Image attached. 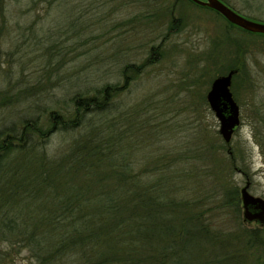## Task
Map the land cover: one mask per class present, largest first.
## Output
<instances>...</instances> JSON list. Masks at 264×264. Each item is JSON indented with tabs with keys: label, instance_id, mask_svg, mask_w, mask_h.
<instances>
[{
	"label": "rangeland",
	"instance_id": "374dc122",
	"mask_svg": "<svg viewBox=\"0 0 264 264\" xmlns=\"http://www.w3.org/2000/svg\"><path fill=\"white\" fill-rule=\"evenodd\" d=\"M223 2L264 24V0ZM209 9L188 0H5L0 13V101L8 94L24 101L0 108V131L28 116L30 103L34 116L50 109L71 110V96L122 83L124 66L144 64L152 55L155 62L139 73L128 72L133 78L114 102V115H136L131 132L134 139L139 137L144 155L136 158L147 164L175 157L179 197L203 202V210L209 207L207 223L231 236L223 245L225 255H242L240 264H264L263 250L247 248L246 240L238 238L242 227L264 226L245 222L241 203L237 213L222 205V197L210 198L213 190H222L206 167L213 162L198 158L208 150L218 152L219 158L226 157L217 162L222 182L240 192L249 181L250 192L264 198V34L230 27ZM238 57L245 63L231 86L241 118L231 142L237 158L231 170L226 165L228 146L222 148L219 122L206 96L213 80L227 74ZM258 116L262 124L256 122ZM52 139V149L67 143L62 135ZM24 207L31 221L40 212L33 202ZM215 256L213 251L205 254L211 261ZM236 263L237 258L222 262ZM0 264L37 263L27 249L0 238Z\"/></svg>",
	"mask_w": 264,
	"mask_h": 264
},
{
	"label": "trees",
	"instance_id": "16d2710c",
	"mask_svg": "<svg viewBox=\"0 0 264 264\" xmlns=\"http://www.w3.org/2000/svg\"><path fill=\"white\" fill-rule=\"evenodd\" d=\"M4 3L0 0V13ZM151 56L144 64L124 66L122 83H105L94 92L82 90L71 96V110L50 109L34 116L30 103L28 116L0 131L2 241L27 249L37 264H222L236 258L240 264L242 255L224 253L231 236L207 223L209 207L203 210V202L179 197L182 186L173 172L175 157L168 163L161 159L140 163L136 157L144 156L143 149L131 132L136 115H114L115 99L133 78L128 72L139 73L155 62ZM243 58L226 68L238 71L234 78L244 68ZM20 101L21 95H5L0 108L11 109ZM262 120L256 118L257 123ZM56 134L67 143L52 149ZM230 149L226 165L233 170L237 158ZM198 158L213 162L206 167L222 190V194L213 190L210 198L222 197L224 207L239 213V188L223 183V171L217 167L226 157L208 150ZM231 170L225 166L229 174ZM30 202L40 211L33 221L24 212ZM239 235L246 240L245 247L264 252V227H242ZM211 251L216 252L212 261Z\"/></svg>",
	"mask_w": 264,
	"mask_h": 264
},
{
	"label": "water",
	"instance_id": "95a60500",
	"mask_svg": "<svg viewBox=\"0 0 264 264\" xmlns=\"http://www.w3.org/2000/svg\"><path fill=\"white\" fill-rule=\"evenodd\" d=\"M194 3L210 8L229 23L250 33L264 34V24L251 21L237 13L222 0H192ZM237 70H231L213 80L206 99L210 109L219 122V134L224 143L229 147L231 154V142L234 133L241 125L240 107L233 97L231 91L233 76ZM250 182L240 189V198L243 209V220L245 222H260L264 226V198L253 195L250 190Z\"/></svg>",
	"mask_w": 264,
	"mask_h": 264
},
{
	"label": "flooded vegetation",
	"instance_id": "af4514ba",
	"mask_svg": "<svg viewBox=\"0 0 264 264\" xmlns=\"http://www.w3.org/2000/svg\"><path fill=\"white\" fill-rule=\"evenodd\" d=\"M223 1V0H222ZM198 5V4H197ZM198 6H200V5H198ZM233 84V83H232Z\"/></svg>",
	"mask_w": 264,
	"mask_h": 264
}]
</instances>
